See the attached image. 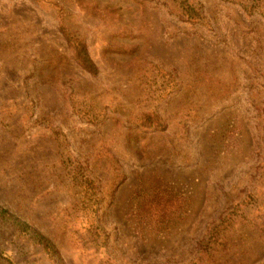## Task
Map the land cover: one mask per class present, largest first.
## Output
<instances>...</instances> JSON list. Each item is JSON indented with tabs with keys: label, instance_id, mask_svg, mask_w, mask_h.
Instances as JSON below:
<instances>
[{
	"label": "rangeland",
	"instance_id": "obj_1",
	"mask_svg": "<svg viewBox=\"0 0 264 264\" xmlns=\"http://www.w3.org/2000/svg\"><path fill=\"white\" fill-rule=\"evenodd\" d=\"M197 2L0 0V208L66 264H264V0Z\"/></svg>",
	"mask_w": 264,
	"mask_h": 264
},
{
	"label": "trees",
	"instance_id": "obj_2",
	"mask_svg": "<svg viewBox=\"0 0 264 264\" xmlns=\"http://www.w3.org/2000/svg\"><path fill=\"white\" fill-rule=\"evenodd\" d=\"M178 7L180 13L186 18L185 21L189 22H203L205 17L200 9V4L197 0H170ZM231 1V0H228ZM62 35L66 40L68 46L71 48L75 60L78 65L88 74L95 76L98 69L89 56L86 43L79 36L74 35L65 28H62ZM0 218L4 219L14 226L15 231L28 237L32 243L40 247L42 251L50 258L53 264H66L61 256V253L49 237L41 233L38 229L29 225L27 222L21 221L14 217L6 209L0 208Z\"/></svg>",
	"mask_w": 264,
	"mask_h": 264
}]
</instances>
